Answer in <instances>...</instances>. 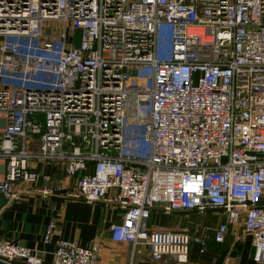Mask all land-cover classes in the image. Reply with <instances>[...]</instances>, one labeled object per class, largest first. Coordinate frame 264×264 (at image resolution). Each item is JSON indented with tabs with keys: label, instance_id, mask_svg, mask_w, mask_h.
I'll use <instances>...</instances> for the list:
<instances>
[{
	"label": "built area",
	"instance_id": "2783aa9c",
	"mask_svg": "<svg viewBox=\"0 0 264 264\" xmlns=\"http://www.w3.org/2000/svg\"><path fill=\"white\" fill-rule=\"evenodd\" d=\"M30 161L60 165L78 199L115 189L111 240L153 261L186 264L191 243L203 251L234 228L264 264V0H0L6 202L18 182L49 180ZM154 209L221 220L198 234L150 228ZM98 249L61 239L52 264H96ZM0 260L42 264L1 234Z\"/></svg>",
	"mask_w": 264,
	"mask_h": 264
},
{
	"label": "crops",
	"instance_id": "0c3cea01",
	"mask_svg": "<svg viewBox=\"0 0 264 264\" xmlns=\"http://www.w3.org/2000/svg\"><path fill=\"white\" fill-rule=\"evenodd\" d=\"M28 165L47 174L49 180L38 185L18 182V197L10 202L0 196V234L11 242L35 250L42 264H52L56 242L61 239L81 245L97 240L99 249L96 264H178L173 260L167 263L151 260L144 244L132 246L111 240L110 226L119 222L124 212L116 200L115 189L104 200L88 202L68 195L73 179L65 176L60 165L34 161ZM215 216L221 220V215ZM204 218V212L165 214L154 209L148 219V226L185 229L189 234H198L211 223L205 222L207 220ZM50 223H54L55 228L45 240ZM238 234H241L240 229L230 228L224 242L210 240L203 251H200L199 245L191 243L186 264H256L252 260L250 237L238 239Z\"/></svg>",
	"mask_w": 264,
	"mask_h": 264
},
{
	"label": "rangeland",
	"instance_id": "374dc122",
	"mask_svg": "<svg viewBox=\"0 0 264 264\" xmlns=\"http://www.w3.org/2000/svg\"><path fill=\"white\" fill-rule=\"evenodd\" d=\"M77 39H78V34H77ZM170 46H171V41H170L169 35L165 34L164 32H160L158 35V53L159 54L169 53ZM204 217H205L204 219L207 220L205 222H208V223L211 222L209 223L210 225H212L213 223L215 224L217 222L216 219L217 218L219 219V217L215 216V214L211 211L204 212Z\"/></svg>",
	"mask_w": 264,
	"mask_h": 264
},
{
	"label": "water",
	"instance_id": "95a60500",
	"mask_svg": "<svg viewBox=\"0 0 264 264\" xmlns=\"http://www.w3.org/2000/svg\"><path fill=\"white\" fill-rule=\"evenodd\" d=\"M0 264H9V263H6V262L0 260Z\"/></svg>",
	"mask_w": 264,
	"mask_h": 264
}]
</instances>
